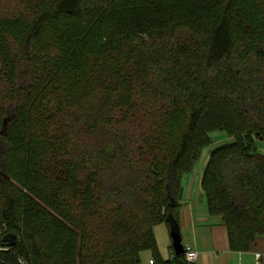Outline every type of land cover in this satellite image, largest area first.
<instances>
[{"label":"trees","instance_id":"16d2710c","mask_svg":"<svg viewBox=\"0 0 264 264\" xmlns=\"http://www.w3.org/2000/svg\"><path fill=\"white\" fill-rule=\"evenodd\" d=\"M217 131L201 187L246 253L264 238V0H0V264H188L154 229L179 226Z\"/></svg>","mask_w":264,"mask_h":264},{"label":"crops","instance_id":"0c3cea01","mask_svg":"<svg viewBox=\"0 0 264 264\" xmlns=\"http://www.w3.org/2000/svg\"><path fill=\"white\" fill-rule=\"evenodd\" d=\"M202 175L203 171L199 175L192 173L182 178L183 194L179 213L182 244L192 247L198 253L196 264H264V238H257L246 253H235L230 250L226 227L220 218L212 217L208 213L207 200L201 187ZM156 230L164 246L159 244ZM154 234L161 258L164 261L169 260L172 254L167 226L158 225L154 229ZM167 238L170 243H165ZM257 254L262 256L260 262L256 260ZM151 259L149 258L148 264Z\"/></svg>","mask_w":264,"mask_h":264},{"label":"rangeland","instance_id":"374dc122","mask_svg":"<svg viewBox=\"0 0 264 264\" xmlns=\"http://www.w3.org/2000/svg\"><path fill=\"white\" fill-rule=\"evenodd\" d=\"M96 34H98V35L95 37H90L87 41L88 51L92 47H94L98 44L97 43L98 38L109 37L111 35V30L109 28H102V30L100 32H96ZM211 141H212V145L208 148H205L202 151L200 159H199L197 165L195 166V169L193 172L194 175H197V174L199 175L204 170V168H205V166L209 160V155H210L211 149L226 143L228 141V138H227L225 133L217 131V132H214L211 134ZM259 149L261 152L264 153V142H259ZM12 160H14V159H12ZM24 177H25V170H18V172L16 173V176H15V180H13V185L20 190V193H22V195L23 194L29 195L28 192L26 191V189L19 183V182L23 181ZM43 206H44V204H43ZM2 231H3V229L0 228V234L2 233ZM156 234L158 236L157 238H158L159 244H161V246H164L163 240L161 239V237H159L160 235H159L158 230H156ZM259 238H261V237H259ZM169 241H170L169 238H167V241H165V243H167ZM184 244H185V240H184ZM140 256L142 259L141 264H148L149 258H153L151 252H145V254L143 252V253H141Z\"/></svg>","mask_w":264,"mask_h":264},{"label":"water","instance_id":"95a60500","mask_svg":"<svg viewBox=\"0 0 264 264\" xmlns=\"http://www.w3.org/2000/svg\"><path fill=\"white\" fill-rule=\"evenodd\" d=\"M171 221L170 219H168ZM171 239V246L173 248L176 257L184 256V245L182 244V237L180 233V227L173 221H171V230L169 232ZM8 248L14 247L17 243L16 236L8 234L3 239Z\"/></svg>","mask_w":264,"mask_h":264},{"label":"built area","instance_id":"2783aa9c","mask_svg":"<svg viewBox=\"0 0 264 264\" xmlns=\"http://www.w3.org/2000/svg\"><path fill=\"white\" fill-rule=\"evenodd\" d=\"M184 257L188 264H196L198 259V253L190 246H184ZM256 260L260 262L262 260V256L260 254L256 255ZM149 264H155L151 259Z\"/></svg>","mask_w":264,"mask_h":264}]
</instances>
